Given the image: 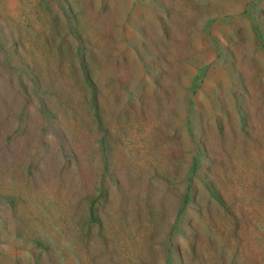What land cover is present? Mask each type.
I'll use <instances>...</instances> for the list:
<instances>
[{"label":"rangeland","instance_id":"374dc122","mask_svg":"<svg viewBox=\"0 0 264 264\" xmlns=\"http://www.w3.org/2000/svg\"><path fill=\"white\" fill-rule=\"evenodd\" d=\"M0 264H264V0H0Z\"/></svg>","mask_w":264,"mask_h":264}]
</instances>
